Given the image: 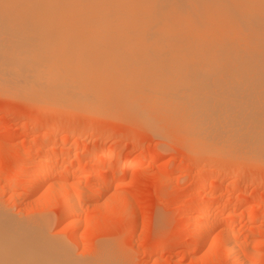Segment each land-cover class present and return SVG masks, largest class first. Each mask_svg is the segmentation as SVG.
<instances>
[{
	"label": "bare ground",
	"instance_id": "obj_1",
	"mask_svg": "<svg viewBox=\"0 0 264 264\" xmlns=\"http://www.w3.org/2000/svg\"><path fill=\"white\" fill-rule=\"evenodd\" d=\"M243 1L0 0V94L128 115L158 130L163 125L193 151L264 157V0H255L262 7ZM53 154L35 166L22 197L53 174ZM154 157H126L122 170ZM74 162L66 159L64 183ZM23 168L14 176L25 175ZM93 176L98 182L87 191L84 182ZM115 177L90 169L75 176L82 186L62 204L57 221L76 239L75 223L67 220L81 211L80 198L100 197ZM205 207L194 232L210 224ZM38 226L0 211V264H85ZM229 239L224 245L232 255ZM253 254L255 264H264V252Z\"/></svg>",
	"mask_w": 264,
	"mask_h": 264
},
{
	"label": "rangeland",
	"instance_id": "obj_2",
	"mask_svg": "<svg viewBox=\"0 0 264 264\" xmlns=\"http://www.w3.org/2000/svg\"><path fill=\"white\" fill-rule=\"evenodd\" d=\"M30 102L0 94V211L5 215L36 226L39 222L46 236L72 248V257L85 264L257 263L253 252H264V157H224L207 148H197V153L163 125L158 130L128 115ZM51 153L53 174L36 186L33 196L22 197L35 166ZM126 157L155 159L122 170ZM67 158L75 162L72 177L64 183ZM109 160L114 164L108 167ZM22 165L26 174L18 178L14 175ZM89 169L116 177L100 197L93 193L97 197L80 198L81 211L67 220L75 223L76 239L57 216L82 186L75 176ZM95 177L84 182L87 191L97 184ZM201 183L207 186L203 190ZM200 207L208 210L210 224L195 233L192 226L200 219ZM232 217L231 230L223 232ZM228 239L235 243L232 255L226 252Z\"/></svg>",
	"mask_w": 264,
	"mask_h": 264
}]
</instances>
